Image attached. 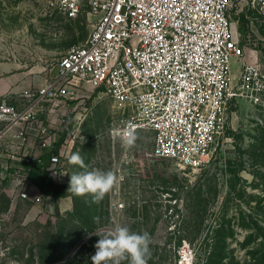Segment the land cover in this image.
<instances>
[{"label":"rangeland","instance_id":"obj_1","mask_svg":"<svg viewBox=\"0 0 264 264\" xmlns=\"http://www.w3.org/2000/svg\"><path fill=\"white\" fill-rule=\"evenodd\" d=\"M230 16L244 60L264 74V12L253 0H233ZM95 20L86 12L74 19L49 12L43 0H0V103L27 108L26 92L56 75L59 58L87 42ZM231 69L237 79L238 58ZM78 96L34 110L31 125L49 126L55 139L43 151L60 157L50 165L54 178L68 190L71 174L111 170L117 184L99 203L67 191L68 209L44 199L29 215V204L14 205L0 180V264H93L94 232L116 223L151 235L149 264H179L184 244L193 264H264V81L258 101L229 102L228 139L200 170L157 155L151 130H137L134 145L125 146L113 135L124 118L113 101L88 86ZM74 154L84 167L71 161Z\"/></svg>","mask_w":264,"mask_h":264},{"label":"built area","instance_id":"obj_2","mask_svg":"<svg viewBox=\"0 0 264 264\" xmlns=\"http://www.w3.org/2000/svg\"><path fill=\"white\" fill-rule=\"evenodd\" d=\"M49 12L74 19L84 12L96 18L83 45L72 46L59 58L57 73L19 109L0 103V122L9 129L34 123L35 109L43 101L59 104L79 97L87 86L109 97L124 118L113 130H151L156 154L185 169L207 167L219 144L227 138V108L237 97L260 98L264 74L244 60L237 28L231 20L233 0H43ZM264 12V0H253ZM232 57L241 62L236 79ZM44 147L54 137L39 124ZM1 133V132H0ZM22 143L0 149V174L13 166L10 192L40 202L31 195L29 165L36 160ZM54 155L52 163L59 162ZM10 162V163H9ZM21 163L27 164L23 167ZM9 164V165H8ZM53 176H55L52 173ZM1 220V218H0ZM189 245L179 250V264H193ZM13 264V263H12Z\"/></svg>","mask_w":264,"mask_h":264},{"label":"clouds","instance_id":"obj_3","mask_svg":"<svg viewBox=\"0 0 264 264\" xmlns=\"http://www.w3.org/2000/svg\"><path fill=\"white\" fill-rule=\"evenodd\" d=\"M117 135L125 146L134 145L137 139L132 129H125ZM71 161L84 167L83 159L78 154L72 155ZM116 184L117 176L111 170H85L71 174L67 191L76 195L90 194L92 201L99 203ZM94 234L99 239L95 254L91 257L93 264H124L125 261L127 264H149L152 238L148 232H134L128 226L116 223L110 231Z\"/></svg>","mask_w":264,"mask_h":264},{"label":"crops","instance_id":"obj_4","mask_svg":"<svg viewBox=\"0 0 264 264\" xmlns=\"http://www.w3.org/2000/svg\"><path fill=\"white\" fill-rule=\"evenodd\" d=\"M53 77H55V75H53L51 78H53ZM31 124H33V123L22 122V123L13 125L9 129H4L3 128L4 124H3V127L0 130V132H1L0 133V149H6L8 147L16 146L19 143H22V138L19 137L18 134L21 132H24V137L26 138V140L24 142L25 146L30 150L31 154L36 157V159L39 156H41V154H43V151L45 150V147L42 145L43 139L41 138V135L38 132V129H37L38 126L35 127V126H32ZM21 165L23 167H28L27 164H24V163H21ZM14 171H15V168L13 166H6V168H4V171L2 172V174H0V180L4 181L5 184H7V186L9 187V192H10V187L12 184V177H13ZM29 171H30V169H29ZM29 171H28V179L30 180ZM53 178H54V176H53ZM55 181H57V180L55 179ZM30 182H31V184L28 187V190H30L31 195L32 196L33 195H39V194L43 195V199L40 202H42L44 199H48V200H51L52 203L54 201H59L60 204L62 205V207H64V208L66 207V209H68V207H70V202L68 201L67 197L55 199L53 197L46 196L44 193L41 192V190L35 184L32 183L31 180H30ZM10 196H11V192H10ZM11 198H12V196H11ZM18 201L27 202L29 204V206H30L29 215L37 213V210H36V208H38L37 204L40 202H33L31 200H26V199H23L20 197H16L14 199L12 198V202L14 205Z\"/></svg>","mask_w":264,"mask_h":264},{"label":"trees","instance_id":"obj_5","mask_svg":"<svg viewBox=\"0 0 264 264\" xmlns=\"http://www.w3.org/2000/svg\"><path fill=\"white\" fill-rule=\"evenodd\" d=\"M63 139L64 136L61 137L60 141ZM54 155H57L55 149L48 150L32 162L29 165V178L46 196L59 199L67 196V189L63 183L57 182L53 178L50 165Z\"/></svg>","mask_w":264,"mask_h":264},{"label":"water","instance_id":"obj_6","mask_svg":"<svg viewBox=\"0 0 264 264\" xmlns=\"http://www.w3.org/2000/svg\"><path fill=\"white\" fill-rule=\"evenodd\" d=\"M84 241H85V239L82 240L81 242H79V244L76 246V249H78Z\"/></svg>","mask_w":264,"mask_h":264}]
</instances>
